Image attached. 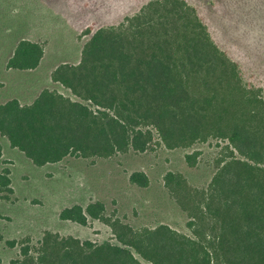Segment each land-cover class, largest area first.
Returning a JSON list of instances; mask_svg holds the SVG:
<instances>
[{
  "label": "trees",
  "instance_id": "16d2710c",
  "mask_svg": "<svg viewBox=\"0 0 264 264\" xmlns=\"http://www.w3.org/2000/svg\"><path fill=\"white\" fill-rule=\"evenodd\" d=\"M103 1L92 12L103 10L96 21L105 23L85 29L78 64L51 75L74 100L44 90L29 105L0 104V135L10 147L36 167L143 153L153 138L166 150L208 140L226 141L230 150L206 189L164 176L191 236L159 225L117 234L120 245H94L46 231L35 249L21 247L16 264H264V91L254 82L264 75L254 78L264 72V0H199L220 5L217 23L237 42L236 58L213 41L187 0H123L116 8L119 0ZM42 56L37 43L21 40L6 68L34 70ZM197 155L185 154L190 167ZM8 173L0 170V191L11 194ZM129 182L148 185L143 172ZM103 211L98 201L75 204L58 218L84 226Z\"/></svg>",
  "mask_w": 264,
  "mask_h": 264
},
{
  "label": "rangeland",
  "instance_id": "374dc122",
  "mask_svg": "<svg viewBox=\"0 0 264 264\" xmlns=\"http://www.w3.org/2000/svg\"><path fill=\"white\" fill-rule=\"evenodd\" d=\"M52 2L53 8L48 4ZM103 0H0V104L10 99L29 105L44 90L74 100L69 90L51 80L60 65H77L88 37L84 31L97 30ZM207 25L213 41L231 47L236 58L237 42L231 44L218 25L221 10L199 0H187ZM95 3V4H93ZM123 0L117 1L115 8ZM87 5V6H86ZM102 20L105 21L104 18ZM21 40L37 43L43 56L37 68L16 71L6 68L14 47ZM241 48V52H242ZM238 57V56H237ZM247 61L246 57L241 58ZM255 66L247 63V67ZM259 71L254 78L260 73ZM250 73H245V79ZM254 82L264 91V75ZM93 110V108H92ZM0 170L7 169L12 193L0 191V264H16L21 247L35 249L44 232L72 237L94 245H120L117 234L130 235L166 225L173 231L191 236L188 216L165 186L167 172L181 175L189 188L206 189L219 161L228 156V143L208 140L187 149L166 150L156 138L143 153L127 151L105 159L66 157L54 164L34 166L23 153L11 148L0 135ZM198 152L193 167L185 154ZM133 172H143L148 185L137 187L129 182ZM104 205L102 218L88 219L81 226L58 218L60 211L72 205L85 207L92 202Z\"/></svg>",
  "mask_w": 264,
  "mask_h": 264
}]
</instances>
